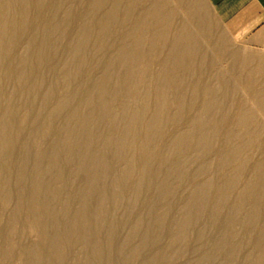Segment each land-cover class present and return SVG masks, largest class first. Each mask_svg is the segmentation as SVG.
Here are the masks:
<instances>
[{"label": "bare ground", "instance_id": "1", "mask_svg": "<svg viewBox=\"0 0 264 264\" xmlns=\"http://www.w3.org/2000/svg\"><path fill=\"white\" fill-rule=\"evenodd\" d=\"M194 1L0 0V263L264 264V61Z\"/></svg>", "mask_w": 264, "mask_h": 264}, {"label": "rangeland", "instance_id": "2", "mask_svg": "<svg viewBox=\"0 0 264 264\" xmlns=\"http://www.w3.org/2000/svg\"><path fill=\"white\" fill-rule=\"evenodd\" d=\"M192 4L193 7L203 15L202 19L206 22V24H208L209 28L213 32L208 33L206 36L220 37L218 42L223 47L220 49L221 51L248 52L251 56H253V59H251L253 62L250 66L254 69L260 68V65H258L257 61H264V36L263 39L262 36H243V34L231 30L227 24L220 22V19L217 17L213 7L209 6L205 0H195L192 2ZM206 48L210 49V44H207ZM215 66L219 69H224L227 68L228 62L225 59L216 60ZM260 76L261 74L258 72V70L251 72L249 75L251 83H258L259 81L257 82V78ZM138 84L142 85V82L138 81ZM139 100L143 99L139 98ZM254 107L255 106L253 104L250 105L251 109H254ZM254 116L260 118L262 115L255 114Z\"/></svg>", "mask_w": 264, "mask_h": 264}, {"label": "crops", "instance_id": "3", "mask_svg": "<svg viewBox=\"0 0 264 264\" xmlns=\"http://www.w3.org/2000/svg\"><path fill=\"white\" fill-rule=\"evenodd\" d=\"M220 22L243 36H264V0H205Z\"/></svg>", "mask_w": 264, "mask_h": 264}]
</instances>
